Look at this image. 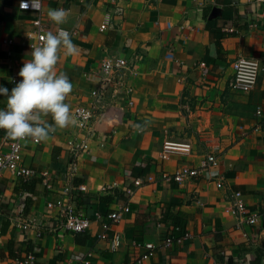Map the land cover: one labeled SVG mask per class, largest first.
I'll list each match as a JSON object with an SVG mask.
<instances>
[{
    "label": "crops",
    "instance_id": "1",
    "mask_svg": "<svg viewBox=\"0 0 264 264\" xmlns=\"http://www.w3.org/2000/svg\"><path fill=\"white\" fill-rule=\"evenodd\" d=\"M60 8L68 16L57 25L47 12ZM35 17L20 9L19 0H0V85L9 89L30 59ZM43 21L53 34L70 31L76 46L72 54L58 50L54 69L73 85L65 100L71 120L38 144L32 138L25 142L23 162L37 178L25 183L6 172L0 180V264L27 250L37 252V264L83 259L90 264H264V14L255 0H45ZM112 56L137 63L125 77L136 90L135 105L128 108L120 99L95 125L97 137L73 181L75 203L92 225L75 235L60 226L47 203L58 200L66 186L67 142L78 130L74 112L89 104L98 86L90 74ZM240 56L263 63L259 82L248 93L229 85ZM201 62L207 65L204 76ZM4 107L6 97H0ZM38 122L54 123L50 114H41ZM11 141L0 130L3 150ZM165 142L190 144L191 153H173L163 161ZM214 153L220 163L215 176L224 174L223 186L204 177L182 184L160 180L163 172L174 173L182 163L200 166ZM45 172L51 191L41 176ZM147 175L157 182L130 194L135 179ZM234 192H242L249 209L262 213L256 226L238 227L229 212ZM126 206L130 212H122L114 227L123 239L114 252L102 239L97 214L106 219ZM174 222L192 237L142 260L148 254L144 245H160ZM134 241L141 246L133 248Z\"/></svg>",
    "mask_w": 264,
    "mask_h": 264
},
{
    "label": "built area",
    "instance_id": "2",
    "mask_svg": "<svg viewBox=\"0 0 264 264\" xmlns=\"http://www.w3.org/2000/svg\"><path fill=\"white\" fill-rule=\"evenodd\" d=\"M39 12H33L30 8L22 11L31 12L36 15L33 24L35 31L33 33V39H31V45L42 46L45 43V37L49 33L46 25L43 21V5ZM153 2H162L163 0H149ZM195 2L211 1V0H193ZM255 4L261 15L264 14V0H255ZM121 12V11H120ZM105 23L101 26V30L107 29ZM59 29L58 31H60ZM67 31L70 35L71 32ZM57 31V32H58ZM232 31V30H231ZM9 44L12 41L8 42ZM261 60L255 58H247L240 56L233 64L234 75L230 82V88L235 92L248 93L255 89L261 72L263 70ZM137 63L131 62L123 57H107L105 58L99 68V72L91 73V77L95 78L98 82V86L91 92V99L88 105L79 106L75 112L74 117L77 121L78 130L77 133L70 137L67 142V147L71 155V161L64 174L66 186L63 188L61 196L56 201H50L47 203V207L50 210L56 211V221L60 223V226L67 232L75 235H81L87 233L92 225V219L85 216L79 211L76 205V198L74 195L75 189L73 188V181L78 175L79 161L83 154L87 153L90 148V144L97 137L96 123H102L107 119L108 113L111 109H116V104L120 101H124L125 106L132 108L135 105V88L133 85L127 83L125 77L126 72L134 69ZM207 65L205 62L199 64L202 75H205V69ZM112 94V98L108 101L107 97ZM125 110L121 108V112ZM27 139H21L11 141L3 150L0 146V180L3 178L6 172L12 173L18 180L22 182H29L38 177V173L28 166L24 165V150L25 142ZM36 144L40 143V140H34ZM192 147L190 144L178 143V142H165L163 150L161 152V159L167 161L170 155L173 153L190 154ZM220 167L218 155L209 154L202 161L200 166H193L182 163L178 166L174 173L163 172L160 176L162 182H173L177 184L187 182H197L198 180L207 178L211 181H216L218 185L223 186L226 182L224 174L215 176V172ZM42 178L47 182V189L52 190L53 186L50 183L49 174L43 173ZM157 182V178L153 175H147L145 177H138L135 179L132 188L129 193H133L134 189L139 188L145 184H153ZM134 188V189H133ZM109 189H111L109 187ZM230 207L229 212L238 220V227L243 224L250 226H256L262 218V213L258 210L252 211L246 204L244 194L242 192H234L229 200ZM122 212H130V207L126 206L120 208L118 211L108 215L106 219L102 215L97 214L96 220L102 221L104 233L102 239L109 241L111 249L117 252L122 245L121 233L115 230L116 224L120 220ZM21 226V225H20ZM31 226L29 222L23 224L25 229ZM112 232V233H111ZM111 233V234H110ZM192 236L188 232H184L183 229L174 228L172 234L165 238L160 245L156 246L152 243H147L144 247L148 250V254L143 259L153 257L158 249H167L175 242H181L184 239H189ZM133 248L141 246L139 242L134 241L132 243ZM38 254L35 250H27L25 253L19 255L7 264H37ZM80 264H90L88 260L83 259ZM211 264H221L218 260H213ZM246 264H251L247 262Z\"/></svg>",
    "mask_w": 264,
    "mask_h": 264
},
{
    "label": "clouds",
    "instance_id": "3",
    "mask_svg": "<svg viewBox=\"0 0 264 264\" xmlns=\"http://www.w3.org/2000/svg\"><path fill=\"white\" fill-rule=\"evenodd\" d=\"M19 7L39 12L42 0H19ZM47 15L55 24L61 25L66 22L68 11L49 9ZM60 48H66L69 54L76 52L67 31L49 32L42 46L31 45L30 59L23 62L18 73L21 79L15 86L9 89L0 85V97H6V107L0 108V130L8 139L45 140L55 128H63L70 122L71 109L65 100L73 85L65 74L56 75L54 70ZM41 114H50L54 123H39Z\"/></svg>",
    "mask_w": 264,
    "mask_h": 264
},
{
    "label": "trees",
    "instance_id": "4",
    "mask_svg": "<svg viewBox=\"0 0 264 264\" xmlns=\"http://www.w3.org/2000/svg\"><path fill=\"white\" fill-rule=\"evenodd\" d=\"M173 224H174V228H180L181 227L180 229H183L181 222H174ZM29 249H32V247L29 246Z\"/></svg>",
    "mask_w": 264,
    "mask_h": 264
}]
</instances>
